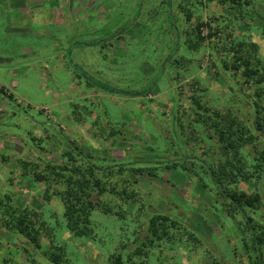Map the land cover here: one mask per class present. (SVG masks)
Masks as SVG:
<instances>
[{"label": "rangeland", "instance_id": "rangeland-1", "mask_svg": "<svg viewBox=\"0 0 264 264\" xmlns=\"http://www.w3.org/2000/svg\"><path fill=\"white\" fill-rule=\"evenodd\" d=\"M241 2L235 9L229 0H0V199L7 194L14 210L0 205V264H110L118 253L123 264H258L245 219L264 225L262 208L232 209L206 185V172L228 152L212 127L195 121L192 101L247 125L252 102L264 103V81L233 68L238 57L252 70L264 66V0ZM197 23L203 36L206 23L218 31L189 48ZM69 142L103 166L152 172L124 173L137 189L127 203L108 192L92 196L120 206L124 218L93 210L89 237L68 231L53 184L23 175L16 161L42 171L47 161L62 162ZM76 164L84 165L79 157ZM262 180L232 186L264 193ZM26 209L34 243L10 224ZM154 213L183 226L150 242ZM51 254H62L60 262Z\"/></svg>", "mask_w": 264, "mask_h": 264}, {"label": "trees", "instance_id": "trees-1", "mask_svg": "<svg viewBox=\"0 0 264 264\" xmlns=\"http://www.w3.org/2000/svg\"><path fill=\"white\" fill-rule=\"evenodd\" d=\"M225 1L222 0V2ZM229 1L235 5L233 6L235 9H238L242 5L241 0ZM202 25L203 23H197L194 28L197 40L193 41L191 38L185 40L184 44L187 47H199L202 41L210 38L218 31V28L213 29L209 23H206V26H208L207 33L206 36H203L200 30V26ZM82 44L89 45L88 42H83ZM92 44L94 43L92 42ZM177 46V38L175 37L172 52L176 51ZM237 59L240 62L233 65L235 70L244 66V75H257L260 77V81H264V66L256 67L257 69L252 70L249 67L248 60H244L245 58L243 57H238ZM100 86L108 89L103 85ZM148 90L149 88L143 94L147 93ZM0 92L6 94L2 88H0ZM136 94H139V92ZM8 97H11V95H8ZM192 101L199 110L196 113L198 118L195 121L212 127L218 143L225 147L228 152V155L223 160H219L215 164L217 165L216 168L210 167L208 172H206L209 183L206 185L211 190L214 189L215 193L223 200H228V206L232 207V209L241 210L243 207L262 208L264 215V193L261 190H254L248 193L236 186H232V184L238 183L241 180L251 184L261 182L264 179V103L261 100L252 102L253 120L252 124L247 125L231 112L221 113L217 110L211 111L209 108L201 105L199 99L196 97H193ZM69 144V148L62 154V162L52 164L47 161L44 163L42 171H36L37 164L27 162L24 158H16V161L23 175H30L33 180L46 181L53 184L54 195L63 203V218L68 231L76 237H89L93 233L90 219L93 210H102L105 214L112 213L119 216L120 219L124 218V212L120 206H118L119 210H115L109 204L100 200L93 201L92 196L94 194L100 196L108 192L127 203L134 200L137 189L132 187V182L123 178L124 173L128 170H133L138 173L152 175V172L151 169L141 167L128 168L124 163L103 166V164L91 161L92 156H83L81 149L72 142H69ZM245 145H252V148L245 151ZM76 156L82 159L84 165L76 164ZM176 165L173 163L171 166L176 167ZM113 178H116V180H113ZM253 179L254 182H251ZM129 187L132 188L129 190ZM47 198L48 195L46 194L45 199ZM9 202L10 198L7 194L1 196L0 205L2 208L13 210ZM31 213L28 209L20 212L10 224L13 230L18 231L34 243L38 237V230L29 220ZM34 213L37 216L35 211ZM245 220L246 227L253 232L252 247L258 254V264H263L261 260L262 251L258 245L264 244V225L253 223L250 217H246ZM149 223L148 235L145 237L148 241L151 239L150 242L154 241L153 238L157 240H161L165 236L169 238V229L177 227L179 230L183 226L176 219L162 213H154ZM148 236L151 237L149 238ZM189 238L197 240L193 235H189ZM142 246L146 247V243L142 242ZM142 246L135 248L131 255H140ZM58 250L62 251V248H58ZM60 255L51 254L50 259L58 263L61 260ZM109 261L110 264H123L120 253L113 254Z\"/></svg>", "mask_w": 264, "mask_h": 264}]
</instances>
